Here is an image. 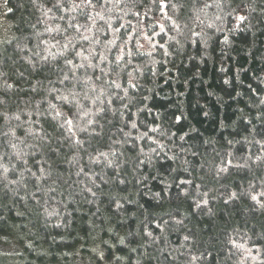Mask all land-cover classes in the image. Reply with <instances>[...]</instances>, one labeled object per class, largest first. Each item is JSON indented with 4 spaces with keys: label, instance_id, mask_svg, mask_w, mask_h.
Here are the masks:
<instances>
[{
    "label": "trees",
    "instance_id": "16d2710c",
    "mask_svg": "<svg viewBox=\"0 0 264 264\" xmlns=\"http://www.w3.org/2000/svg\"><path fill=\"white\" fill-rule=\"evenodd\" d=\"M0 264H264V0H0Z\"/></svg>",
    "mask_w": 264,
    "mask_h": 264
},
{
    "label": "snow or ice",
    "instance_id": "6c2138e0",
    "mask_svg": "<svg viewBox=\"0 0 264 264\" xmlns=\"http://www.w3.org/2000/svg\"><path fill=\"white\" fill-rule=\"evenodd\" d=\"M89 2H91V0H89ZM69 123H70V121H69Z\"/></svg>",
    "mask_w": 264,
    "mask_h": 264
}]
</instances>
